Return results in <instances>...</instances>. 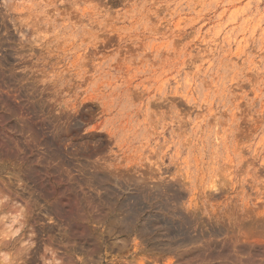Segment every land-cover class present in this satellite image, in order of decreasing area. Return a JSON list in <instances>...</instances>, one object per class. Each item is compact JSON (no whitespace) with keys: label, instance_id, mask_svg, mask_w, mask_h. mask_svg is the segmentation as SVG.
Returning <instances> with one entry per match:
<instances>
[{"label":"rangeland","instance_id":"rangeland-1","mask_svg":"<svg viewBox=\"0 0 264 264\" xmlns=\"http://www.w3.org/2000/svg\"><path fill=\"white\" fill-rule=\"evenodd\" d=\"M0 264H264V0H0Z\"/></svg>","mask_w":264,"mask_h":264},{"label":"bare ground","instance_id":"bare-ground-1","mask_svg":"<svg viewBox=\"0 0 264 264\" xmlns=\"http://www.w3.org/2000/svg\"><path fill=\"white\" fill-rule=\"evenodd\" d=\"M18 224V223H17ZM11 238V237H10ZM57 259V258H56Z\"/></svg>","mask_w":264,"mask_h":264}]
</instances>
